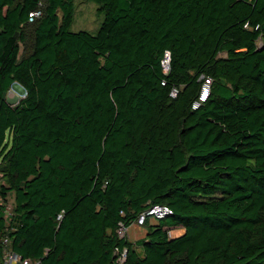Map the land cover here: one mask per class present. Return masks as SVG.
<instances>
[{"label": "trees", "instance_id": "trees-1", "mask_svg": "<svg viewBox=\"0 0 264 264\" xmlns=\"http://www.w3.org/2000/svg\"><path fill=\"white\" fill-rule=\"evenodd\" d=\"M74 1L0 0V242L42 264H264V0H87L96 32L71 30Z\"/></svg>", "mask_w": 264, "mask_h": 264}, {"label": "built area", "instance_id": "built-area-1", "mask_svg": "<svg viewBox=\"0 0 264 264\" xmlns=\"http://www.w3.org/2000/svg\"><path fill=\"white\" fill-rule=\"evenodd\" d=\"M41 4H38V8L34 9L33 11L29 12L28 14V21H33L34 18L41 15L42 11L40 8ZM169 52H165L164 58L161 60V64L165 70L169 68ZM209 84L210 80L205 79L203 82L198 99L195 100L192 104L193 108H197L199 104L207 98L209 94ZM174 94V93H173ZM1 202V201H0ZM1 209H0V218L4 220L5 226L9 223L11 220V217L14 215L13 211V203L9 202H2L1 203ZM171 210L167 205H160L155 204L150 206L148 209L143 211L135 221V223L139 225H143L146 222V219L148 217L153 218L155 221L157 219L165 217L168 213H170ZM128 227H125L123 224H121L117 232L120 236L126 235V230ZM170 235V232H169ZM127 260V249L126 248H116L113 253V260L112 264H126ZM0 264H42L41 260L38 258H29V257H23L20 254L13 251L9 245L8 238L6 236L2 237L0 242Z\"/></svg>", "mask_w": 264, "mask_h": 264}, {"label": "rangeland", "instance_id": "rangeland-1", "mask_svg": "<svg viewBox=\"0 0 264 264\" xmlns=\"http://www.w3.org/2000/svg\"><path fill=\"white\" fill-rule=\"evenodd\" d=\"M75 11L74 18L71 25L72 31L87 30L89 32H96L102 22L103 14L100 13L97 8L98 5L93 1L87 0H75L74 1ZM33 41V32L31 26L26 27V49L27 51L31 48ZM23 50V46H22ZM24 96L23 88L20 84L16 83L7 92V101L11 104H16ZM3 183L2 173L0 172V184ZM1 201L0 203H2ZM4 202L14 203V194L9 192L6 194ZM147 223H155V220L148 217ZM130 228L126 230V236L129 240H135L142 237L146 225H139L133 223ZM146 232V231H145Z\"/></svg>", "mask_w": 264, "mask_h": 264}, {"label": "crops", "instance_id": "crops-1", "mask_svg": "<svg viewBox=\"0 0 264 264\" xmlns=\"http://www.w3.org/2000/svg\"><path fill=\"white\" fill-rule=\"evenodd\" d=\"M131 226V225H130ZM130 227H128L129 229ZM146 230H144V233L142 234V237L145 235V232ZM183 228H175L173 230L170 231V235L171 236H177V235H180L182 232H183Z\"/></svg>", "mask_w": 264, "mask_h": 264}, {"label": "water", "instance_id": "water-1", "mask_svg": "<svg viewBox=\"0 0 264 264\" xmlns=\"http://www.w3.org/2000/svg\"><path fill=\"white\" fill-rule=\"evenodd\" d=\"M15 84H16V82L12 86H14Z\"/></svg>", "mask_w": 264, "mask_h": 264}]
</instances>
